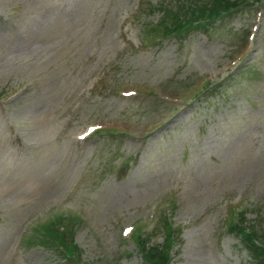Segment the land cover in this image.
<instances>
[{"label":"rangeland","instance_id":"1","mask_svg":"<svg viewBox=\"0 0 264 264\" xmlns=\"http://www.w3.org/2000/svg\"><path fill=\"white\" fill-rule=\"evenodd\" d=\"M256 239L264 0H0V264H264Z\"/></svg>","mask_w":264,"mask_h":264}]
</instances>
